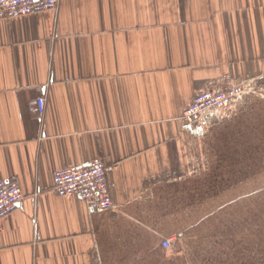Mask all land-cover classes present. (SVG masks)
Here are the masks:
<instances>
[{
    "label": "crops",
    "instance_id": "1",
    "mask_svg": "<svg viewBox=\"0 0 264 264\" xmlns=\"http://www.w3.org/2000/svg\"><path fill=\"white\" fill-rule=\"evenodd\" d=\"M242 80L264 85V0H60L0 20V181L23 194L0 221V264H103V244H161L162 185L201 154L182 112ZM96 159L111 212L52 191L56 171Z\"/></svg>",
    "mask_w": 264,
    "mask_h": 264
},
{
    "label": "rangeland",
    "instance_id": "2",
    "mask_svg": "<svg viewBox=\"0 0 264 264\" xmlns=\"http://www.w3.org/2000/svg\"><path fill=\"white\" fill-rule=\"evenodd\" d=\"M227 116L200 138L188 173L162 185L170 248L101 244L103 264H264V91Z\"/></svg>",
    "mask_w": 264,
    "mask_h": 264
},
{
    "label": "built area",
    "instance_id": "3",
    "mask_svg": "<svg viewBox=\"0 0 264 264\" xmlns=\"http://www.w3.org/2000/svg\"><path fill=\"white\" fill-rule=\"evenodd\" d=\"M60 0H0V20L28 16L56 10ZM264 91V85L255 80L213 83L195 92L182 112L184 128L200 131V136L211 127L222 123L230 110L243 99ZM45 100L38 99L31 111L43 114ZM106 167L96 159L82 168L58 170L52 177V191L58 197L77 196L92 209L111 212L114 208L106 179ZM23 194L16 181H0V221L10 216L22 203ZM171 238H164L161 246L167 250Z\"/></svg>",
    "mask_w": 264,
    "mask_h": 264
},
{
    "label": "trees",
    "instance_id": "4",
    "mask_svg": "<svg viewBox=\"0 0 264 264\" xmlns=\"http://www.w3.org/2000/svg\"><path fill=\"white\" fill-rule=\"evenodd\" d=\"M229 173H230V174H232V175L234 174V172H233V171H231V170H230V172H229ZM230 181L232 182V181H233V179H232V180H229V179H227V180H223V183H224V185H225V186L227 185V187H228V185H230V184H229V182H230ZM230 186H231V185H230Z\"/></svg>",
    "mask_w": 264,
    "mask_h": 264
}]
</instances>
